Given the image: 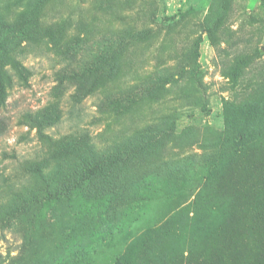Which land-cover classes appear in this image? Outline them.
<instances>
[{
	"label": "rangeland",
	"instance_id": "374dc122",
	"mask_svg": "<svg viewBox=\"0 0 264 264\" xmlns=\"http://www.w3.org/2000/svg\"><path fill=\"white\" fill-rule=\"evenodd\" d=\"M8 14L38 29L15 52L25 83L3 62L0 218L84 143L119 156L32 229L1 227L2 264H264V2L0 0Z\"/></svg>",
	"mask_w": 264,
	"mask_h": 264
},
{
	"label": "trees",
	"instance_id": "16d2710c",
	"mask_svg": "<svg viewBox=\"0 0 264 264\" xmlns=\"http://www.w3.org/2000/svg\"><path fill=\"white\" fill-rule=\"evenodd\" d=\"M264 2V0H261ZM0 16V77L2 76L12 81V74H8V68H5V59L10 60V71L17 75V80L25 83V77L28 69L17 59L18 49H21L22 42H27L32 38L34 32L38 29L32 24L23 22L21 16L15 17L11 15ZM38 30L37 32H40ZM74 76V74H72ZM2 82L0 78V97L3 96ZM3 100V99H2ZM80 140V139H79ZM79 142L74 141V146H78ZM84 154L77 157V165H68L65 176L60 179L50 178L44 183V186L32 193L19 196L14 201L6 204L3 209V215L0 218V228L6 226L7 228L14 227L19 224V220L23 221L24 227L32 229L33 222L37 215L38 209L41 210L45 206H58L57 204L68 203L79 197L86 185L91 184L95 177L106 169L107 165L115 162L119 153L112 154L110 151H95L89 144H83ZM102 180H105L103 175ZM102 185V184H101ZM52 208V207H50ZM5 223V224H3ZM7 223V224H6ZM21 224V223H20ZM23 227V226H22ZM109 230V229H108ZM18 257H10L8 261L11 263ZM3 263V258L0 255V264ZM198 264H205V262H198Z\"/></svg>",
	"mask_w": 264,
	"mask_h": 264
}]
</instances>
